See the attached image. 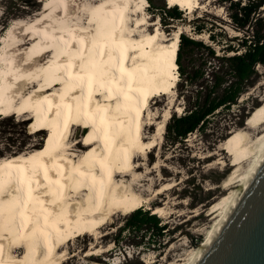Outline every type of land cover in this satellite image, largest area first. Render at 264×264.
I'll list each match as a JSON object with an SVG mask.
<instances>
[{
	"label": "bare ground",
	"instance_id": "obj_1",
	"mask_svg": "<svg viewBox=\"0 0 264 264\" xmlns=\"http://www.w3.org/2000/svg\"><path fill=\"white\" fill-rule=\"evenodd\" d=\"M167 1L185 11L201 7L199 0ZM39 2L44 7L37 17L14 22L0 44V115L34 120L36 131L47 133L33 152L38 143L0 159V264H61L71 240L99 236L117 213L131 214L176 186L161 184L144 197L124 182L130 176L143 181L147 163L136 159L145 161L162 143L179 81L182 32L165 38L160 29L152 31L157 24L146 18L145 0ZM163 96L168 108L147 139L144 125L157 120L151 102ZM248 127L255 133L262 127V134L237 131L215 154L226 170L230 151L231 191L211 205L208 217L218 212L213 228L185 264L207 244L264 154V104ZM155 169L162 173L163 166L156 162L146 176Z\"/></svg>",
	"mask_w": 264,
	"mask_h": 264
},
{
	"label": "rangeland",
	"instance_id": "obj_2",
	"mask_svg": "<svg viewBox=\"0 0 264 264\" xmlns=\"http://www.w3.org/2000/svg\"><path fill=\"white\" fill-rule=\"evenodd\" d=\"M145 1L147 2L146 18L150 23L157 24L156 27L152 26V31L156 28L160 29L165 38H171L180 30L181 35L202 41L213 48L218 55L223 54L222 46H236L243 38V34L233 26L226 8L228 5L222 0H199L201 7L194 11H185L180 7L183 13L180 20H171L164 13L161 16V10L153 8L147 0ZM154 2V7H160L162 4H165L167 9L178 7L169 5L167 0H154ZM43 7L44 3L39 0H0V44L8 35V30L14 22L27 23L34 20ZM259 17H264V8L260 9ZM204 25L205 30L197 31ZM210 35L215 37V42L210 39ZM24 43L27 45L30 43L29 37H26ZM25 46L21 49L23 50ZM181 62L185 73L184 78L192 76L203 65V55L199 51L186 49ZM256 70L254 85L240 96L237 104L233 105L229 111L216 112L205 132L196 130L188 134L186 139L173 142L168 132V125L174 115L179 117L185 114L188 98L184 96L190 97L196 94V89L182 88L183 78L178 68L179 81L173 94L175 98L170 109L171 115L165 125L163 138L159 141L162 143L159 147L152 149L150 157L145 161L143 157L136 159L138 164L147 163L140 172L141 175H145L143 181H135L130 176L124 182L125 185L135 187L138 193L142 192L144 197L161 184H176L172 190L166 191L164 195L158 196L156 200L139 208L153 214L154 209L164 207L163 216L154 215L160 219L161 225H165L167 230L161 237H156L154 240L152 237L148 239L149 236L142 237V233L134 234L127 230L120 232L132 213H117L108 224L101 228L99 236L86 234L71 240L67 246V256L61 264H176L177 262V264H185L186 260L191 258V253L199 248L213 228L214 217L218 212L208 217L211 205L220 201L224 195H229L231 191L226 186L228 177L234 171V168L230 166L232 163L228 155L230 151L228 150L226 154L225 163L228 164L226 170L222 164H216L221 157L215 154L225 147L230 136L237 131L252 134L253 137L262 134L260 132L262 127H259L256 133L248 127L254 111L264 104V66L258 65ZM186 90L190 92L186 94ZM168 104L169 96L156 97L152 100L151 107L155 115L152 114V116L157 120L153 125H144V136L147 139L154 136L157 130L156 125L163 121V114ZM20 118H23V121ZM24 119L17 115L5 119L0 115V159H7L19 153L24 154L33 144L38 143L35 148L32 147L28 151L29 153L45 144L47 133L37 132L34 120L24 121ZM146 121L145 124H149L148 120ZM76 136L80 137V135ZM156 162L163 166L162 173L155 169L152 176H146L147 171L154 169ZM153 181L156 184L155 188L152 186ZM147 190L150 191L147 192ZM92 246H97L96 250L100 251L87 256Z\"/></svg>",
	"mask_w": 264,
	"mask_h": 264
},
{
	"label": "trees",
	"instance_id": "obj_3",
	"mask_svg": "<svg viewBox=\"0 0 264 264\" xmlns=\"http://www.w3.org/2000/svg\"><path fill=\"white\" fill-rule=\"evenodd\" d=\"M150 6L161 10L171 20L182 19L180 7L166 8L165 4L154 7V0H147ZM228 5L230 20L236 30L243 34V38L236 46H222V55H218L210 46L202 41H196L182 34L178 50L177 64L180 76L183 78L182 88L196 89V94L187 97L190 90H186L184 97L188 98L185 114L172 117L168 125V132L173 142L187 138L194 131L202 133L208 129L211 118L220 110L229 111L237 104L241 95L254 85L257 75L256 67L264 66V17H259L264 0H222ZM256 15H258L256 17ZM164 19V18H163ZM164 22V21H163ZM165 23V22H164ZM205 25L197 31L205 30ZM215 42V37L210 35ZM186 49L201 52L203 65L192 76L184 78L182 58ZM196 87V88H194ZM142 233L148 239L161 237L166 231V226L161 225L160 219L149 211L141 209L134 211L126 220L122 231ZM144 231V232H143Z\"/></svg>",
	"mask_w": 264,
	"mask_h": 264
},
{
	"label": "water",
	"instance_id": "obj_4",
	"mask_svg": "<svg viewBox=\"0 0 264 264\" xmlns=\"http://www.w3.org/2000/svg\"><path fill=\"white\" fill-rule=\"evenodd\" d=\"M192 264H264V154Z\"/></svg>",
	"mask_w": 264,
	"mask_h": 264
}]
</instances>
